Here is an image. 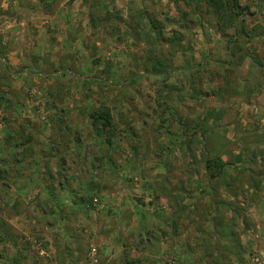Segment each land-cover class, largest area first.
Instances as JSON below:
<instances>
[{
    "label": "rangeland",
    "instance_id": "obj_1",
    "mask_svg": "<svg viewBox=\"0 0 264 264\" xmlns=\"http://www.w3.org/2000/svg\"><path fill=\"white\" fill-rule=\"evenodd\" d=\"M226 1L0 0V264H264V0Z\"/></svg>",
    "mask_w": 264,
    "mask_h": 264
},
{
    "label": "trees",
    "instance_id": "obj_2",
    "mask_svg": "<svg viewBox=\"0 0 264 264\" xmlns=\"http://www.w3.org/2000/svg\"><path fill=\"white\" fill-rule=\"evenodd\" d=\"M50 0H39L40 4L41 5H45L49 2ZM51 1H54V0H51ZM209 7L213 8L215 11H220L221 12H224V7L225 5L229 4L228 1L226 0H207V3H206ZM225 4V5H224ZM226 5V6H227ZM232 7L233 9H237L238 8V3L236 0H232ZM94 121H99L101 122V126L103 128H106L108 126H110V117H109V114L108 112L107 113H102V114H99L95 119H93ZM214 168L216 170H219L221 171L223 169V167L226 165L225 163H223L222 161H220L219 159L216 160L214 163Z\"/></svg>",
    "mask_w": 264,
    "mask_h": 264
}]
</instances>
